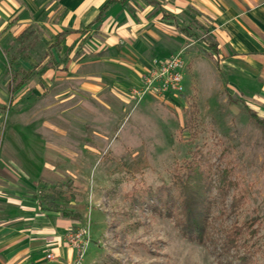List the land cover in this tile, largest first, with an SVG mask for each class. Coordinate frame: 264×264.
Here are the masks:
<instances>
[{
	"label": "rangeland",
	"instance_id": "rangeland-1",
	"mask_svg": "<svg viewBox=\"0 0 264 264\" xmlns=\"http://www.w3.org/2000/svg\"><path fill=\"white\" fill-rule=\"evenodd\" d=\"M22 52L14 46L11 56ZM199 54L197 78L187 66L178 95L128 100L111 84L93 93L65 82L26 97L30 119L17 132L32 150L57 154L49 157L61 174L41 192L65 193L60 205L77 219L72 238L85 249L77 262L264 264V109L214 87ZM191 161L207 172L203 241L185 235L181 211L168 213L160 199L178 195L176 174Z\"/></svg>",
	"mask_w": 264,
	"mask_h": 264
},
{
	"label": "crops",
	"instance_id": "crops-1",
	"mask_svg": "<svg viewBox=\"0 0 264 264\" xmlns=\"http://www.w3.org/2000/svg\"><path fill=\"white\" fill-rule=\"evenodd\" d=\"M14 46L21 55L11 56ZM182 50L195 78L206 53L214 87L264 109V0H0V264L87 262H77V219L42 202L41 188L61 174L57 154L32 150L17 132L30 119L28 94L71 82L93 93L112 85L131 100L155 61Z\"/></svg>",
	"mask_w": 264,
	"mask_h": 264
},
{
	"label": "trees",
	"instance_id": "trees-1",
	"mask_svg": "<svg viewBox=\"0 0 264 264\" xmlns=\"http://www.w3.org/2000/svg\"><path fill=\"white\" fill-rule=\"evenodd\" d=\"M33 73L34 71L32 70L24 71L23 77L16 87H20L30 80L33 77ZM17 77L18 72L14 74V79ZM193 163L191 161L187 164L190 170L188 173L176 174L178 195H165L164 197L160 195V199L161 205L168 213L172 214L175 208L181 211L182 218L180 222L185 235L203 241L208 235L211 201L207 198V172L202 169L200 163L195 165ZM64 195L65 193L59 189H51V193H42L41 198L45 208L60 211L65 216L75 218L72 211H65L60 205V201L65 197ZM71 198H74V195H71ZM137 200H140L139 197ZM159 208L157 205L153 207L155 210H160Z\"/></svg>",
	"mask_w": 264,
	"mask_h": 264
},
{
	"label": "built area",
	"instance_id": "built-area-1",
	"mask_svg": "<svg viewBox=\"0 0 264 264\" xmlns=\"http://www.w3.org/2000/svg\"><path fill=\"white\" fill-rule=\"evenodd\" d=\"M155 64V67L143 76L141 85L131 89L130 98L142 99L147 95L165 97L168 94L178 95L185 92L186 62L183 50L163 60H157ZM75 245L79 250V256L82 257L85 252L84 247H80L77 243ZM47 258L55 257L50 252Z\"/></svg>",
	"mask_w": 264,
	"mask_h": 264
}]
</instances>
